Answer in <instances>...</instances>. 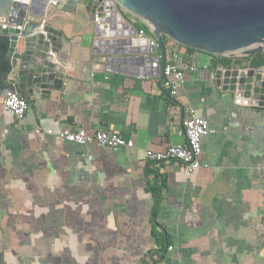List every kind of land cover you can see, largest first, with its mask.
<instances>
[{"label":"crops","instance_id":"1","mask_svg":"<svg viewBox=\"0 0 264 264\" xmlns=\"http://www.w3.org/2000/svg\"><path fill=\"white\" fill-rule=\"evenodd\" d=\"M50 1L42 25L68 45L61 87L25 98L21 121L0 96V264H154L160 255L158 264H264V106L236 103L214 79V59L198 52H179L186 83L173 97L158 70L93 81L108 57L96 50L94 15ZM190 108L215 131L201 140L208 168L185 177L177 162L147 163L145 151L185 142ZM78 129L131 145L45 134Z\"/></svg>","mask_w":264,"mask_h":264},{"label":"water","instance_id":"2","mask_svg":"<svg viewBox=\"0 0 264 264\" xmlns=\"http://www.w3.org/2000/svg\"><path fill=\"white\" fill-rule=\"evenodd\" d=\"M49 1L0 0V96L15 91L26 99L31 94L45 98L61 87L68 45L61 33L49 24L42 25ZM58 1L81 3L102 18L104 30L96 35L95 43L101 46L99 53L107 55L109 60L115 45L113 25L108 24L114 19L110 18L123 10L133 22L143 21L159 46L157 70L162 81L166 57L163 37L176 45L219 58L264 54V0ZM215 67L214 79L236 103L253 108L264 106V65L257 69ZM111 77L107 71L92 74L96 82H109Z\"/></svg>","mask_w":264,"mask_h":264},{"label":"built area","instance_id":"3","mask_svg":"<svg viewBox=\"0 0 264 264\" xmlns=\"http://www.w3.org/2000/svg\"><path fill=\"white\" fill-rule=\"evenodd\" d=\"M49 4L56 6L57 2L50 1ZM116 11L118 12V10ZM112 18L114 21H109L108 24L113 25L111 32L115 34V45L111 48L114 54L110 60L109 57L106 58L105 63L108 60L110 62L108 66L104 63L103 71L110 73L123 72L137 76L154 73L158 68L160 56L156 58L150 56L159 51L158 43L153 35H147L144 29H137L135 27L136 22H133L132 18H129L128 14L123 10L118 16L116 15L110 19ZM93 22L96 25V35L101 34L104 30L102 18L94 15ZM6 26V23L3 22L2 28L5 29ZM95 46L97 52H99L101 46L97 43H95ZM181 62L182 57L178 50L173 49L166 53L163 87L171 97L175 96L178 89L186 83V73L181 68ZM109 68L111 71H108ZM196 70L195 66L188 69L190 72H195ZM2 109L15 120L21 121L25 118L28 102L15 91H8L3 97ZM182 129L185 137L183 144L170 146L162 152L147 150L145 151V161L149 164L177 162L181 165L182 173L185 177H190L199 169L208 168V164L201 161V140L214 134L215 131L192 108L188 110L187 117L182 122ZM36 134L39 135L40 131L36 130ZM45 134L80 146L97 145L110 150H117L131 145L130 142L123 139L120 135L103 129L92 133H88L83 129H78L77 131L64 130L58 133L48 130ZM171 250L172 247H168V251Z\"/></svg>","mask_w":264,"mask_h":264},{"label":"trees","instance_id":"4","mask_svg":"<svg viewBox=\"0 0 264 264\" xmlns=\"http://www.w3.org/2000/svg\"><path fill=\"white\" fill-rule=\"evenodd\" d=\"M135 27L137 29H144L145 33L147 35H152L150 29L148 28V26H146L144 23H137L135 24ZM163 43L165 45V48L168 49V44L172 43L169 39H167L166 37H163ZM174 44V43H173ZM175 47L177 48V50L183 54H189V53H203L206 54L210 57H212L214 59L213 64L211 65L212 68H214L216 66V64H219L220 66L224 67V68H240V67H245V66H252V68H261L264 65V54L262 52H259L253 56H248V57H242V58H238V59H230V58H219L217 56H212L210 54L204 53V52H200L194 49H190V48H186V47H182L179 45L174 44ZM156 212V208H153L152 213L153 216L155 215ZM163 255H160L158 257V260L154 261V264H158V262L163 260Z\"/></svg>","mask_w":264,"mask_h":264},{"label":"flooded vegetation","instance_id":"5","mask_svg":"<svg viewBox=\"0 0 264 264\" xmlns=\"http://www.w3.org/2000/svg\"><path fill=\"white\" fill-rule=\"evenodd\" d=\"M2 68H3V66H2ZM0 69H1V67H0Z\"/></svg>","mask_w":264,"mask_h":264}]
</instances>
